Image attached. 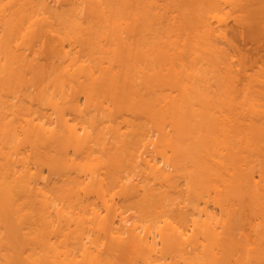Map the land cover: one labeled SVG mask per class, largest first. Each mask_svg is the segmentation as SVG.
I'll list each match as a JSON object with an SVG mask.
<instances>
[{
  "label": "bare ground",
  "instance_id": "6f19581e",
  "mask_svg": "<svg viewBox=\"0 0 264 264\" xmlns=\"http://www.w3.org/2000/svg\"><path fill=\"white\" fill-rule=\"evenodd\" d=\"M112 1L0 0V264H264V0Z\"/></svg>",
  "mask_w": 264,
  "mask_h": 264
},
{
  "label": "rangeland",
  "instance_id": "374dc122",
  "mask_svg": "<svg viewBox=\"0 0 264 264\" xmlns=\"http://www.w3.org/2000/svg\"><path fill=\"white\" fill-rule=\"evenodd\" d=\"M131 1H132V3H133V0H130V2H131ZM139 1L141 2L142 0H139ZM139 1H137V2H139ZM150 1H151V0H150ZM156 1H157V0H156ZM102 2H103V1H102ZM106 2L108 3L109 1H106ZM111 2H113V1L111 0ZM142 3H145V2H142ZM109 4H111V8L115 7V9H114V10L112 9V11H115V10L117 11V13L114 12V13H115V17L117 16L116 14H118V16H120V17L123 16V13H125L126 11L129 12V11H130V7H131V6H129V3H128L126 0H114V3H109ZM109 4H108V6H110ZM112 4H114V5H112ZM137 4H138V5H136V6L144 5V4H141V3H137ZM168 4H169V7H171L172 3H169V0H161V1L159 0V1H157L158 8H159V7H160V8L162 7L163 9H164V8L166 9V7L168 8ZM63 5H64V4H63ZM63 5H61V6H57V8H56L55 6H53L54 8H53V7L51 8V11L53 10V11L55 12V14H54V12L52 11V14H53L54 18L56 17V23L58 24V27H60L64 32H66L65 29H66V30L69 29L70 31H71V30H72V31L74 30V34H75V35L80 34V33L82 32V30H84V29H86V28H87V29H86L87 32H89L88 29L91 28V26L93 27V25H94V24H93V25H90V24H92V23H90V24L87 23V25L84 26L83 24H86V22H85V23L82 22V25H83L85 28L81 29V27H82V26H81V22L79 21V22H77V26H78V27L81 26L79 29H78V27L76 26V23L72 24L73 29H70V28H72L70 22L72 21V19L74 20V17H72V15H70V11H71V10H70V7H69V10H70V11H69L68 8L66 7L67 5H65V6H63ZM146 5H147V4H146ZM160 5H161V6H160ZM68 6H69V5H68ZM108 6L105 5V8H107ZM136 6H135V5L132 6V7H133L132 11L134 10V7L136 8ZM163 6H166V7H163ZM145 7H147V6H144V8H145ZM111 8L109 7V9H111ZM137 8H138L137 10H138V13H139L140 10H141V9H140L141 7H137ZM151 8H152V7L146 8V11H147V12H148V10H149V12H150V16H151V14H153L154 10L156 11V9H157V8H156V9H155V8H154V9L152 8L153 11H150ZM162 8H161V10L158 9V11L160 10L159 12H162V11H163ZM139 9H140V10H139ZM165 9H164V10H165ZM170 9H171V8H169L168 10H170ZM106 10L108 11V9H106ZM143 10H145V9H143ZM134 11H135V10H134ZM110 12H111V11H110ZM130 12H131V11H130ZM136 12H137V11H136ZM144 12H145V11H144ZM147 12H145V13H147ZM149 12H148V14H149ZM156 12H157V11H156ZM162 13H163V12H162ZM162 13H161V14H162ZM174 13H175V11H174ZM71 14H72V13H71ZM175 14H176V13H175ZM69 15H70L71 17H70ZM84 15H85V14H84ZM84 15H83V17H84ZM86 15H87V14H86ZM86 15H85V16H86ZM128 15H129V13L127 14V17H128ZM141 15H142V13H141ZM143 15H144V13H143ZM143 15H142V16H143ZM146 15H147V14H146ZM153 15H154V14H153ZM153 15H152V16H153ZM88 16H89V15H87V19H89ZM129 16H130V15H129ZM144 16H145V15H144ZM144 16H143V17H144ZM147 16H148V15H147ZM150 16H149V17H150ZM120 17H118V18L121 20L123 17H121V18H120ZM145 17H146V16H145ZM149 17H147L148 21H149V19H150ZM71 18H72V19H71ZM155 18H156V17H155ZM160 18H161V15H160ZM70 19H71V21H70ZM82 19H84L83 21H85V20L87 21L86 17H84V18L81 17V20H82ZM92 19H93V18H92ZM92 19H91V17H90V20H91V21H92ZM116 19H117V17H116ZM119 19H117V20H119ZM123 19H124V18H123ZM126 19H127V18H126ZM126 19H125V20H126ZM144 19H146V18H144ZM153 19H154V16H153ZM94 20H95V19H94ZM94 20H93V21H94ZM151 20H152V19H151ZM151 20H150V21H151ZM156 20H157V19H155V21L152 20L153 23L155 22V26L152 25L153 27H156V25H158V23L156 24L157 21H159V22L161 21V20H159V19H158L157 21H156ZM69 21H70V22H69ZM91 21H88V22H91ZM93 21H92V22H93ZM121 21H122V20H121ZM163 21H164V20L162 19L161 24H162ZM74 22H75V21H74ZM146 22H147V21H146ZM93 23H95V22H93ZM165 23H166V22L164 21L163 24L165 25ZM78 24H80V25H78ZM88 24H89V28L87 27ZM147 24H148V23H147ZM147 24H146V25H147ZM161 24H160L159 26H161ZM95 25H96V23H95ZM146 25H145V26H146ZM74 26L76 27V29L74 28ZM96 26H97V25H96ZM152 26H151V25H150L149 27L147 26V28L151 29V28H153ZM97 27H98V26H97ZM150 27H151V28H150ZM94 28H96V27H94ZM94 28H92V29H94ZM157 28H158V26L156 27V30H155V28H153L154 30L152 29V31H153L152 34H153V35H151V33L148 34V37H149V35H151V36L149 37V39L151 38L150 40H153L154 38H155V39L157 38L156 41H158V39H160V37L164 36V34H163L162 36H160V35H161L160 33H156V32H155V31H157ZM159 28H162V30H163V28L166 29V27H162V26L159 27ZM80 29H81V31H80ZM77 30H78V31H77ZM95 30H96V29H94V31H95ZM75 31H76L77 33H76ZM94 31H93L92 33H94ZM99 31L102 32L101 29H99ZM149 31H150V30H149ZM164 31H165V30H164ZM164 31H163V32H164ZM79 32H80V33H79ZM90 32H91V31H90ZM90 32H89V33H90ZM96 32H97V31H95V34H96ZM159 32H160V31H159ZM163 32H161V33H163ZM66 33H67V32H66ZM72 33H73V32H72ZM72 33L69 32V34H70L71 37H72V35H73ZM82 33H85V32H82ZM155 33L158 34L157 37L155 36V35H156ZM95 34H93V36H92L93 38H96V37H94ZM101 34H102V33H100V36H101ZM154 34H155V35H154ZM82 35H83V34H82ZM82 35H81V34H80L79 36L77 35V37H82ZM86 35H87V34H86ZM86 35H85V39H87L88 37H90V35H88V37H86ZM97 36L99 37V32H98V35H97ZM152 36H154V38H153ZM77 37L75 36L76 40L79 41V40H78L79 38L77 39ZM92 37H91V39L88 38V40H91V43H92L93 40H95V39H92ZM73 38H74V36H73ZM82 38L84 39V35H83ZM82 38H80L81 42H82V40H83ZM241 38H242V37H238L237 40H239V39H241ZM85 39H84V42L86 41ZM96 39H97V40L93 41V43L90 45V48H88L89 46H88V47L86 46L87 48H86V47H85V48L83 47V50H84V49L86 50V53L84 52L85 54L83 53V54H84L83 56H86L88 53H89V54H88L87 56L90 57V55L92 54V55H91L92 58H93V57L95 58V57H97V56H99V55H101V54H102V55H105V56L107 55V54H104V53H101V52L98 51V50L100 49V46H99V49H97L96 44H97V46L99 45L101 38L99 37V38H96ZM88 40H87V42H90V41H88ZM241 40H243V41H240V40H239L240 43H238V44L241 45V46H240V45H239V46H240L241 48L243 47V48H244V49H243L244 51L247 50V52H245V53H247L248 55H249V53H250V54L252 55V56L250 55L251 60H252L253 58L256 60V62H255L256 65L252 62V66H253L252 69L254 70V68L257 67V62H258V65H259V64L262 65V67H263L262 72L264 73V51H263L264 49H260V48H258L257 43H251V42H248L249 40L247 41V39L245 40V39L243 38V39H241ZM239 41H238V42H239ZM245 41H246V42H245ZM94 42H95V43L97 42V43H96L95 45H93ZM98 42H99V43H98ZM151 42H154V41H151ZM77 43H78V42H77ZM79 43H80V42H79ZM79 43H78V44H79ZM103 43H104V42H103ZM105 43H106V42H105ZM82 44H84V43H82ZM88 44H90V43H87L86 45H88ZM77 46H78V45H77ZM107 46H108V45H107ZM81 47H82V45H81ZM81 47H80V48H81ZM88 49H89V50H88ZM76 50H77V54H79L78 51L80 52V54H81V52H83V50L81 51V49L78 50V47H77ZM85 50H84V51H85ZM87 51H88V52H87ZM97 51H98L99 53H98ZM102 55H101V56H102ZM105 56H104V57H105ZM107 56H108V55H107ZM252 57H253V58H252ZM92 58H91V59H92ZM95 59H96V58H95ZM98 59H101V58H98ZM98 59H97V60H98ZM97 60H96V62H98ZM257 60H258V61H257ZM92 61L94 62L93 59H92ZM96 62H95V63H96ZM260 65L258 66L259 68H260ZM262 67H261V68H262ZM259 68H258V69H259ZM261 68H260V69H261ZM255 69H256V68H255ZM258 69L255 71L256 73H257V72L259 73L260 69H259V71H258ZM253 70H252V71H253ZM255 72H254L253 74H256ZM260 72H261V71H260ZM257 75H258V77H259V74H257ZM257 75H254V76L257 77ZM262 75H263V74H262ZM263 77H264V75H263ZM263 77L260 76L259 78H261V80H264ZM263 83H264V82H263ZM259 85H261V83H260ZM240 87H241V86H240ZM240 87H239V88H240ZM252 87H254L253 89H255V90H256V88L258 89V91H257L258 94H257V92H256L255 95H258V96L262 99L261 101H263L262 104H264V85L262 84L261 86H258V87H257V85H256V88H255V85H253ZM252 87L250 86V88H252ZM254 93H255V92H254ZM254 93H253V94H254ZM251 94H252V92H251ZM255 95H253V96H255ZM250 96H251V95H250ZM251 97H252V96H251ZM254 98H255V97H254ZM255 99H256V98H255ZM257 99H258V97H257ZM259 101H260V100H259ZM261 101H260V102H261ZM135 123H136V122H135ZM137 123H139V121H137ZM140 123H141V122H140ZM256 162H258V160H257ZM260 164H261V163H260ZM256 165H258V166H256L257 168H260V167L262 166V165L259 166V163H257ZM145 205L148 206V204H145ZM145 205H144V206L142 205V207H141V208H142V211H143V210H146V209H149V210L153 209L151 206H148L149 208H146V209L144 208V209H143V207H145ZM150 208H151V209H150ZM144 212H145V211H144ZM144 212H143V213H144ZM148 212H150V211L147 210L146 213H148ZM146 213H145V214H146Z\"/></svg>",
  "mask_w": 264,
  "mask_h": 264
}]
</instances>
